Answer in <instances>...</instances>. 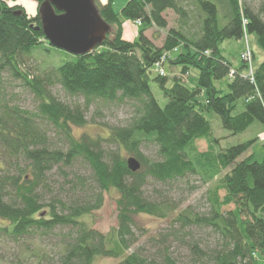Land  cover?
Listing matches in <instances>:
<instances>
[{
    "label": "trees",
    "instance_id": "1",
    "mask_svg": "<svg viewBox=\"0 0 264 264\" xmlns=\"http://www.w3.org/2000/svg\"><path fill=\"white\" fill-rule=\"evenodd\" d=\"M43 1L35 0V12L28 13L21 3L0 0V88L8 75L36 104L34 111L24 109L0 89V236L13 242L57 239L56 257L42 252L34 255V264H93L96 257L117 259L116 264H264V159L244 155L255 139L230 145L223 141L227 136L216 135L209 119L228 136H240L252 126L264 132V57L255 66L240 57L241 63L232 66L220 47L226 38L254 33L264 55V0H128L119 12L113 0H95L110 31L82 55L52 47L37 29ZM189 6L196 32L181 22L178 29H168L160 46L145 35L149 28H166V11L185 17ZM124 20L139 21L133 40L122 38ZM38 50L63 51L68 58L31 75L21 67ZM158 64L178 74H160ZM225 76L223 91L213 81ZM151 84L166 100L163 105ZM55 88L83 102L63 101ZM93 99L129 102L132 115L125 125L106 127L104 134L77 136L73 128L85 125ZM198 141H204L203 151ZM148 143L156 148L155 159L142 150ZM129 157L140 163L138 171L128 169ZM76 165L87 173H75L68 181L71 192L82 196L44 201L39 191L47 187L48 174ZM192 177L207 186V210L201 214H174L173 203L144 193L150 182L166 185ZM110 191L116 194L117 223L101 233L85 218ZM139 214L170 219V231L150 238L153 256L130 250L146 232L135 221ZM190 228L207 232L212 244L188 238ZM179 234L189 251L185 262L167 244L170 237L179 240Z\"/></svg>",
    "mask_w": 264,
    "mask_h": 264
},
{
    "label": "rangeland",
    "instance_id": "2",
    "mask_svg": "<svg viewBox=\"0 0 264 264\" xmlns=\"http://www.w3.org/2000/svg\"><path fill=\"white\" fill-rule=\"evenodd\" d=\"M10 2L21 3L27 10L28 13H34L36 8L35 0H9ZM97 3H104L106 0H96ZM113 8L116 12H119L124 4L128 0H113ZM256 4V3H255ZM167 26L164 29L152 27L146 30L145 35L152 40L156 46H160L164 39L166 32L170 28L178 29L181 22L184 24V28L191 32L198 30V22L195 17L194 8L189 6L188 13L185 17L177 16L171 10H168L164 14ZM139 21L132 22L130 20H124L122 23V38L125 40H133L139 31ZM33 37V36H32ZM246 45L253 51L251 54V63L253 66L262 61L264 55L255 43V34L248 33L247 36H243L241 39L226 38L221 44V50L224 57L232 64V66L241 63L240 54L245 50ZM68 58L63 51L46 52L44 50L36 51L34 59H30L29 62L21 67L22 70L28 72L31 75L38 74L42 69L47 66L57 67L65 59ZM250 60L246 61L249 62ZM155 71L162 72L171 76L177 75L175 68L167 69V66L157 65ZM155 72L152 69V75ZM4 75L2 77V88L1 91L6 95V99L11 100L12 103L18 104L20 107L34 111L36 104L31 94L19 86L18 81H13ZM186 80L189 83H193L192 79L187 77ZM214 86L218 89L226 90L227 77L216 78ZM153 92L160 104L163 105L166 100L162 97L157 88L151 84ZM53 93L56 97H59L63 101L83 102L81 97H70L60 88L53 89ZM238 108L241 109V105L238 104ZM132 115V108L129 102H113L107 103L102 100L93 99L89 101L88 109L85 113L86 123L83 127L73 128L75 135H80L86 132L90 135L104 134V130L109 126H121L125 125ZM214 132L216 135L227 136L225 141L228 144L233 145L245 140L255 139L250 149L244 154H252L253 159L261 161L264 159V132L259 131L257 126H252L248 131L240 136L233 137L228 136L229 133L226 130H216L215 126L217 121L209 117ZM197 147L199 151H203L206 147L204 141H198ZM144 154L150 158H156V148L152 143H148L146 147H143ZM0 167H2V157H0ZM84 175L87 173L81 166H74L72 169H65L64 172L57 169L52 170L47 176V187L40 189L39 193L43 197L44 201H48L51 197L61 198L65 201L75 200L82 196L80 193H72L70 190L69 179L75 174ZM192 185L199 186L196 179L193 177L185 178L183 180L171 182L170 184L162 185L154 182L148 183L144 187V193L149 199L156 198L161 195L164 199L173 203L176 206L175 213L186 210L191 213H203L207 210V201L205 191L207 186H199L197 189H191ZM221 196L223 192H220ZM116 194L114 191H110L104 194L102 206L94 210L86 219L87 223L91 225L95 230L101 233H107L109 229L116 226V205H115ZM84 197H82L83 199ZM231 208L230 206L227 207ZM170 219H160L147 214H139L135 216L136 223L145 229V233L139 235L138 240L130 248L132 251H136L139 254H145L153 256L156 248L151 244L150 238H157L158 234L170 231L169 221ZM173 228L178 229V224H174ZM188 230V229H187ZM188 238L193 236L195 239L203 241L205 244H212L213 237L208 235L204 230H196L194 228L189 229ZM187 232V231H186ZM181 234H179V240L172 237L168 239L170 250L173 252L181 262L188 260L189 251L185 248L184 241H180ZM187 238V239H188ZM59 249V242L57 239H44V240H29L22 239L17 242L8 240L6 237L0 236V264H34V255H40L42 252L55 258ZM117 259L110 257H96L93 264H116Z\"/></svg>",
    "mask_w": 264,
    "mask_h": 264
},
{
    "label": "water",
    "instance_id": "3",
    "mask_svg": "<svg viewBox=\"0 0 264 264\" xmlns=\"http://www.w3.org/2000/svg\"><path fill=\"white\" fill-rule=\"evenodd\" d=\"M55 10L59 14L55 13ZM41 32L48 43L69 54H85L101 42L110 27L98 12L95 0H44L38 7ZM128 169L136 172L140 163L127 158Z\"/></svg>",
    "mask_w": 264,
    "mask_h": 264
},
{
    "label": "built area",
    "instance_id": "4",
    "mask_svg": "<svg viewBox=\"0 0 264 264\" xmlns=\"http://www.w3.org/2000/svg\"><path fill=\"white\" fill-rule=\"evenodd\" d=\"M250 55H251V51L249 50L248 46H246L245 50L241 53L240 57H241V59L248 61L251 59ZM159 73L162 74V72H159Z\"/></svg>",
    "mask_w": 264,
    "mask_h": 264
}]
</instances>
